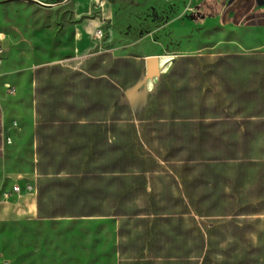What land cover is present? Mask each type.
Listing matches in <instances>:
<instances>
[{
    "label": "crops",
    "instance_id": "crops-1",
    "mask_svg": "<svg viewBox=\"0 0 264 264\" xmlns=\"http://www.w3.org/2000/svg\"><path fill=\"white\" fill-rule=\"evenodd\" d=\"M21 1L22 3H14L8 8L27 9V6L22 7L25 6L23 4L32 3ZM38 1L49 6L45 3L48 0ZM65 1L63 3L72 0ZM161 3L162 0H150L140 7H148L150 10L146 18L158 21ZM2 5L0 3V26L5 25V8ZM79 27L75 25L73 29L69 27L65 31L68 34L71 30L76 34L72 43L65 44L69 46V51L63 55H58V49L52 52L54 36L51 32L46 30L37 34L28 42L30 54L24 61L14 60L19 56L17 53L21 40L12 32L3 34L6 46L3 47L4 54L0 63V221L25 224L27 240L33 239L41 245L40 249L32 250L37 254L42 252L41 264H53L47 259L53 256L56 264H264V143L259 147L261 156H255V150H258L257 140L264 138V131L253 136L247 160H225L211 164L164 160L146 145L149 123L159 122L160 133L164 137L165 123L188 121L184 118L189 116L166 115L163 117L167 119H162L163 117L150 113L155 107L161 85L167 84L174 92L183 82L192 83L187 77L182 80L177 76L180 71H176L174 64L186 56H206L182 54L158 84L151 106L139 116L141 134L137 138L142 139L140 148L147 150L142 152L136 148L139 147L138 143L136 147L133 145L135 134L132 130V113L134 107L138 109L137 101L129 104L118 100L125 91L140 81L148 58L123 54L117 48L101 50L93 56L89 55L91 57L85 56L88 45L77 34ZM90 27L88 25L87 30ZM40 47L42 50H38ZM233 55L247 59L233 61L232 65H220V105L231 104L234 109L243 100V105L247 108L243 113H222L220 121L261 119L264 114L257 111L264 102V50L250 52L244 48L220 57ZM7 57L11 63L6 60ZM74 57L79 66L66 67L64 62ZM114 59L120 61L114 65ZM124 59H131L132 62H123ZM237 62L239 66L236 65ZM37 69H42V80L36 84ZM201 69L205 72L210 68L201 66ZM240 70L242 71L239 73ZM160 72L159 67V74ZM18 73L30 75L27 84L30 93L26 101L11 97L17 94L16 91L23 90L22 86H18L14 94L7 92L9 87L6 85L16 80L12 74ZM74 73L103 81H67ZM188 73L190 71H184V74ZM114 86L119 89L115 100L112 98ZM206 86L207 82H204L203 87ZM226 90H232V93L227 94ZM242 92L245 93L243 96ZM175 97L176 94L173 98ZM63 99L71 103L73 109L65 107L55 114L64 118L51 117L47 103ZM209 99L212 100V97ZM101 100L105 105L103 110L97 107V102ZM223 100H226L225 104ZM116 110L118 112L114 114ZM45 116L51 117L48 120L60 119L85 126L88 123H102L101 128L105 126L102 131L86 128L73 132L78 134L65 133L66 136L83 139L80 145L86 154L94 149L93 143L106 148V144L111 142L126 146L129 144L144 158L151 154L148 160L133 164L125 172H90L85 175L88 177L89 201H124L129 205L135 203L137 212L116 214L111 210L107 215L38 218L40 196L43 201L64 196L63 192L48 187L47 183L54 178L71 176L66 168L56 174L52 168L42 165L40 155L47 158L46 153L54 152L58 141L53 136H60L53 135L55 130L51 126L54 124L50 123L39 132L38 138V126ZM202 118L201 115L192 116L191 121L201 122ZM208 118L210 115L205 116V119ZM94 164L97 165L91 162L89 168ZM256 166H259L256 173H251V169ZM81 167L84 168L85 165L82 164ZM210 168L220 173V183L211 199L207 173ZM80 176H77L75 182ZM113 177L118 179H111ZM17 183L21 185L19 187L22 191L26 184L32 186L28 197L12 204L1 203L3 193L11 192L12 186H18ZM9 196L15 199V195ZM210 200L216 206L213 210H206L203 204ZM194 202L200 210L195 208ZM142 207L146 209L143 210ZM202 219L213 222L204 225L200 221ZM47 227H53L49 233L44 229ZM56 229L60 230L54 233ZM37 232L40 237L36 239ZM56 234L59 238L51 242L49 236ZM60 250L66 258L64 263L58 261ZM43 251H48V254L45 255Z\"/></svg>",
    "mask_w": 264,
    "mask_h": 264
},
{
    "label": "rangeland",
    "instance_id": "rangeland-1",
    "mask_svg": "<svg viewBox=\"0 0 264 264\" xmlns=\"http://www.w3.org/2000/svg\"><path fill=\"white\" fill-rule=\"evenodd\" d=\"M148 1L150 0H72L63 3L64 0H48L45 3L49 6L27 3L22 6H27V9H9L10 5L22 1L0 0L5 8L3 10L5 25L0 26V33L8 35L12 32L21 40L22 44L17 53L19 56L14 59L16 61L26 60L30 54L28 42L46 30L54 36L53 53L64 42L72 43L76 32L70 30L67 34L65 31L69 27L73 29L75 25L80 26L77 34H80V38L88 45L84 52L88 57L110 48H117L123 54L139 55L144 58L160 59L161 55L172 56L166 69L160 70V74L155 77L147 76L145 64L140 81L125 91L118 100L120 103L129 104L137 101L138 109L134 107L132 113V130L135 134L133 145L136 147L137 143L142 142V139L137 138L141 134L139 116L151 106L158 84L182 54L207 57L239 52L244 48L250 52L264 50V0H162L161 16L158 21L146 18L150 10L148 7H140ZM88 25H91L89 30ZM96 29L103 32L99 40L94 38ZM2 46L6 45L3 43ZM6 60L10 62L8 57ZM64 64L66 67L79 66L75 57L68 59ZM236 65L239 66V63ZM12 76L16 80L6 86L14 87L15 91L18 86H22L23 90L16 91L17 94L11 97L23 98L26 101L30 93L27 85L30 75L18 73ZM149 78L156 82L154 89L150 91L144 87ZM263 143L264 138H258V150H255L257 158L261 156L259 147ZM136 148L142 152L147 151L140 148V144ZM257 167L259 166L250 172L256 173ZM14 185L11 192L3 193L1 203L12 204L18 199L28 197L30 191L15 193ZM17 185L21 187L20 184ZM9 195H15V199ZM200 221L204 225L213 222L208 219ZM25 227L24 223L0 221V264H41L42 252L38 254L32 252L35 248L40 249L41 245L33 239L27 240ZM52 228L44 229L49 233ZM58 230L60 229L54 230V233ZM39 237L40 233L37 232L36 239ZM57 238H59L57 234L49 236L51 242L57 241ZM43 253L46 255L48 251ZM59 254L61 255L58 261L64 263L66 258L63 251L60 250ZM47 259L50 263L56 264L54 256Z\"/></svg>",
    "mask_w": 264,
    "mask_h": 264
},
{
    "label": "trees",
    "instance_id": "trees-1",
    "mask_svg": "<svg viewBox=\"0 0 264 264\" xmlns=\"http://www.w3.org/2000/svg\"><path fill=\"white\" fill-rule=\"evenodd\" d=\"M243 59L247 58L236 55L223 57L217 55L203 58L186 56L178 60L174 64L176 71H180L177 76L182 80L187 77L192 83L183 82L174 92L167 87V84L161 85L155 107L150 113L161 117L166 115L175 116L177 114L189 116L184 118L188 121L165 123L167 125L164 129V137L161 136L159 122L149 123L150 129L147 128L146 134V145L149 150L158 156H162L164 160L174 159L208 164L220 163V161L225 160H247L249 158V145L253 136L260 131H264V116L258 120L220 121V114L222 113H243L247 108V106L243 105V100L234 109L231 104H225L226 100H223L225 105H220V65H232L233 61ZM119 61V59H114V65ZM125 61L132 62L131 59H124L123 62ZM201 66H206L210 69L203 72ZM184 71H190V73L186 75ZM41 73L42 69H37L35 72L36 84L42 80ZM66 80L92 83L103 81L100 78L80 75V73H74ZM204 82H207L205 88L203 87ZM117 92H119V89L114 86L113 100H115ZM226 93H232V90H226ZM174 94H176L175 98H173ZM244 94L242 92L241 96ZM210 97H212V100L209 99ZM108 102L107 100V104ZM46 106L50 111L51 117L60 119L64 118V116H56L55 114L60 112L62 108L73 109V105L64 101V99L61 101L52 100ZM104 106L103 100L97 102V107H100V109L103 110ZM257 113L264 114V102ZM196 115L203 117L201 122L191 121L192 116ZM206 115H210V118L205 119ZM44 118L38 126V138L39 132L50 123L54 124V126H51L55 130L53 135L60 136L58 138L53 136V139L58 141V146L54 152L49 151V153H46L47 158L43 154L40 155L42 156V165L45 168H52L56 174L66 168L68 169L67 173L71 176L61 179L54 178L47 183L48 187L63 192L64 196H58L57 199H51L50 201H43L40 196L38 198V218L107 215L111 210H114L113 212L116 214L131 211L133 213L137 212L138 209L135 203L129 205L130 203L124 201H89L88 177H85V175L90 174V172H125L130 170L133 164L148 160L151 154H147L148 157L144 158L131 145L128 144L126 146L118 142L107 143L106 148L99 147L97 143H93L94 149H92L91 153L86 154L82 151V146L80 145L83 139L66 136L67 134L65 133L68 132L70 135L78 134L73 132L83 131L86 128L102 131L105 127L101 128L102 123H88L85 126L82 123H67L65 120L60 119L48 120L49 118L46 116ZM162 119L167 118L163 117ZM64 127H67V129H64ZM154 142L157 143L155 144ZM1 147L2 127L0 112V155L2 154ZM91 162H95L97 165L94 164L89 168ZM82 164L85 165L84 168L81 167ZM207 173L210 182L209 198L211 199L218 183H220V173L214 168L208 169ZM76 174L81 175L77 182L75 180L79 175ZM111 179L118 178L113 177ZM194 205H196V202H194ZM203 205L206 210H213L216 203L210 200ZM197 206L195 208L200 210ZM141 209L145 210L146 207Z\"/></svg>",
    "mask_w": 264,
    "mask_h": 264
},
{
    "label": "bare ground",
    "instance_id": "bare-ground-1",
    "mask_svg": "<svg viewBox=\"0 0 264 264\" xmlns=\"http://www.w3.org/2000/svg\"><path fill=\"white\" fill-rule=\"evenodd\" d=\"M58 50H59L57 52L58 55H63V54H65V53H67L69 51V46L68 45H65V42H64V44L62 46H60L58 48ZM171 58H172V56H170V55H161L160 56L159 67H160V70L161 71L166 69V67L168 66V63H169V61H170ZM155 84H156L155 80L153 78H149L147 80V82L145 83L144 87L147 90L150 91V90H153L154 89Z\"/></svg>",
    "mask_w": 264,
    "mask_h": 264
},
{
    "label": "built area",
    "instance_id": "built-area-1",
    "mask_svg": "<svg viewBox=\"0 0 264 264\" xmlns=\"http://www.w3.org/2000/svg\"><path fill=\"white\" fill-rule=\"evenodd\" d=\"M102 36H103L102 30L101 29H96L95 32H94V38L96 40H99V39L102 38ZM3 41H4V35L0 34V63H1V60H2V55L4 54V48L2 46ZM7 92L9 94H14L15 93V88L14 87H9L7 89ZM7 140L9 141V138ZM13 190H14L15 193L22 192V190H21V188L19 186H14ZM31 190H32V186L30 184H26L24 189H23V192L24 193H28Z\"/></svg>",
    "mask_w": 264,
    "mask_h": 264
},
{
    "label": "water",
    "instance_id": "water-1",
    "mask_svg": "<svg viewBox=\"0 0 264 264\" xmlns=\"http://www.w3.org/2000/svg\"><path fill=\"white\" fill-rule=\"evenodd\" d=\"M28 2H32L38 5L46 6L45 4L39 2L38 0H26ZM70 0H66L65 2H68ZM159 62L160 59L157 57H149L146 61V70H147V76L148 77H155L159 74Z\"/></svg>",
    "mask_w": 264,
    "mask_h": 264
}]
</instances>
